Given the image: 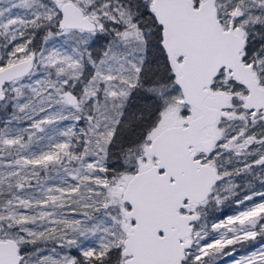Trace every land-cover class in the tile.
Listing matches in <instances>:
<instances>
[{"label":"snow or ice","instance_id":"1","mask_svg":"<svg viewBox=\"0 0 264 264\" xmlns=\"http://www.w3.org/2000/svg\"><path fill=\"white\" fill-rule=\"evenodd\" d=\"M0 264H264V0H0Z\"/></svg>","mask_w":264,"mask_h":264}]
</instances>
